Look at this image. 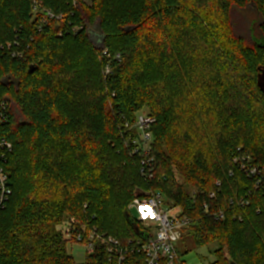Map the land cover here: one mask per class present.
I'll list each match as a JSON object with an SVG mask.
<instances>
[{
  "label": "trees",
  "instance_id": "obj_1",
  "mask_svg": "<svg viewBox=\"0 0 264 264\" xmlns=\"http://www.w3.org/2000/svg\"><path fill=\"white\" fill-rule=\"evenodd\" d=\"M96 20L110 58L89 39ZM263 76L264 0H0V264H118L100 244L78 263L69 245L94 230L145 241L128 208L153 192L210 264H264V196L235 161L264 166ZM139 114L156 120L152 181L124 128Z\"/></svg>",
  "mask_w": 264,
  "mask_h": 264
},
{
  "label": "built area",
  "instance_id": "obj_2",
  "mask_svg": "<svg viewBox=\"0 0 264 264\" xmlns=\"http://www.w3.org/2000/svg\"><path fill=\"white\" fill-rule=\"evenodd\" d=\"M94 0H82L85 5H92ZM48 15L53 18L54 15L48 12ZM102 59L110 58L108 50L103 49ZM120 60V55L115 57ZM112 73L110 63L105 68L106 77ZM7 105L0 103V121L6 119ZM156 120L154 117L147 114H139L134 123L126 122L124 128L128 135V143L132 147L133 153L140 156V174L147 181L155 179V158L153 156V132L152 128ZM2 150H11L12 145L6 141L0 142ZM5 159V155L0 152V210L3 209L11 195V189L8 187V177L1 161ZM236 162L240 163V167L247 176L254 181L255 190H261L264 196V166L255 165L250 157H242ZM165 180V177L162 178ZM214 197V194H211ZM239 206L248 205L245 198L235 201ZM234 201L231 200V204ZM131 216L136 219L147 233L148 237L144 241L131 242L130 248L124 247L121 242L111 236L100 234L94 230L87 244L83 246L84 254H93L98 244L104 245L107 248L110 260L117 257L118 264H122L131 251L142 252L145 256L146 264H186L179 257L177 244L182 239V229L188 224L187 219H182L181 209L179 207L170 208L165 203V198L160 192H153L147 195L146 198H135L129 206ZM217 218L223 219L224 214L220 213ZM72 224L75 221L71 220ZM65 233L68 238H71V224L66 226ZM77 243H82L83 235L79 234L76 237Z\"/></svg>",
  "mask_w": 264,
  "mask_h": 264
},
{
  "label": "rangeland",
  "instance_id": "obj_3",
  "mask_svg": "<svg viewBox=\"0 0 264 264\" xmlns=\"http://www.w3.org/2000/svg\"><path fill=\"white\" fill-rule=\"evenodd\" d=\"M249 24V30L251 27L254 29L255 35H258L257 25H251V17L246 18ZM88 36L93 45L101 50L104 48V36L99 29L98 21L96 20L94 24L88 25ZM211 249H215V245L210 246ZM85 249L80 245H69V252L74 256L78 263H83L85 260ZM177 251L181 256L182 260L186 264H210L214 261V257L209 253L207 247L198 248L194 245L190 238H182L177 244Z\"/></svg>",
  "mask_w": 264,
  "mask_h": 264
},
{
  "label": "water",
  "instance_id": "obj_4",
  "mask_svg": "<svg viewBox=\"0 0 264 264\" xmlns=\"http://www.w3.org/2000/svg\"><path fill=\"white\" fill-rule=\"evenodd\" d=\"M260 85H261L262 88L264 89V76L261 77V79H260Z\"/></svg>",
  "mask_w": 264,
  "mask_h": 264
}]
</instances>
